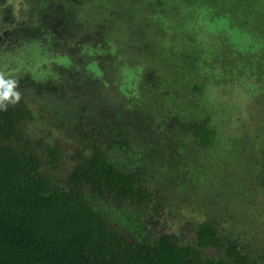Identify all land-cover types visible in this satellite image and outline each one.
Instances as JSON below:
<instances>
[{
    "label": "trees",
    "instance_id": "16d2710c",
    "mask_svg": "<svg viewBox=\"0 0 264 264\" xmlns=\"http://www.w3.org/2000/svg\"><path fill=\"white\" fill-rule=\"evenodd\" d=\"M159 1L162 5L171 4V0ZM173 1L172 4L180 5H178L180 10L186 9L185 4ZM220 2L226 3L225 0H216L215 5L203 7L199 12L186 11L190 14L177 16L171 21L176 25L180 23L181 30L183 23L187 22V16L192 14L197 20L202 19L204 24L202 30H199L201 37L196 35L188 37L199 44L203 39L206 43L205 49L199 45L178 48L182 63H177L176 55L175 61L169 60L171 63H158L157 60V63L149 64L146 68L144 66L142 70L150 72L146 74L147 80L141 90L152 88L154 94L155 91L162 92L157 96V105L163 110L159 125L165 131H159L157 137L151 136L152 144H155L148 149L157 156L155 148L158 145L155 142L157 141L165 149L170 150V155L166 158L175 161L173 164L175 167L180 164L182 167L180 171L183 174L198 173L200 170L194 169V149L201 150L203 147L216 152L220 136L226 150L231 142H235L232 144L233 149L228 151L229 154L236 153L231 156L232 158L259 160L258 166L253 170L246 169L251 178L256 179L257 184L245 189L242 188L249 186L248 182L240 183L241 187H226L218 194L219 196L212 199L208 194L212 196L215 194H211L212 191L209 190L213 182L208 183L203 186L202 195H199L204 208L188 210L189 218L178 216L179 224L192 226L190 233L187 230V233L165 231L162 227L170 225L166 216L172 214V211L155 190L149 191L146 183H143L145 181L143 167L139 166L133 173L126 172L119 168V161H114L115 159H111L109 155L112 151L120 157L129 153L131 148L128 145L129 141L127 139L120 141V133L115 131L118 121L117 110L111 106L113 103L95 105L94 108L93 104L83 102L89 109L96 111L97 115L93 119L78 108H74L71 113L79 114L81 117L78 128L98 126V122L101 123L100 138H93L88 133L81 135L84 139L82 143L71 145L73 149L66 150L60 141L53 139L57 138L54 132L63 130L62 126L47 127L43 114L41 134L33 127L35 122L33 110L25 99L18 103L4 102L3 107H0V264H264V250L257 252L254 249L262 246L264 249V242L262 243L264 232L261 233L264 231V207L263 211L260 208L261 214H256L248 223L237 225L235 228L230 227L228 221L232 219V215L225 209H220L223 203L229 202V209L239 205V199L234 196L237 192L245 196L243 205L246 215L251 216L258 207H261L254 196L263 198L264 201V152L261 157L259 150L254 154L252 140L237 136L231 138V133L225 131L218 136L216 128L211 124L212 121L227 128L228 123L224 120L216 121V114L212 121L209 115L202 120L207 102V86L203 82L207 77L201 75L202 68L214 70L218 67L223 70L221 76L225 80L218 82L219 87L225 85L226 81L230 82L228 79L232 76L234 86L229 91L231 94L236 89V83L244 78L243 74L248 77L254 76L256 78L254 83L260 87L264 80V68L258 66L259 63H252L260 60L252 61L249 57L252 52L244 50V47L251 48L252 44L248 43L251 39L245 38L238 48L231 43V36L229 37L227 33L222 32L219 36L218 33L211 35L207 31L205 23L207 19L215 21L221 15H225L226 10ZM247 4L256 15H259L258 12H264V0H249ZM255 18L231 20L227 30L233 35L235 32L240 35L249 32L260 38L256 39L264 41V36L258 35L260 30L264 29V21L260 23V20L257 21ZM152 25L151 23L150 26ZM182 30L186 31V27ZM210 39L220 41V47L213 52L208 47ZM204 56L205 63H202ZM209 59L215 60L217 65L207 63ZM228 61L233 63H227ZM239 61L241 63H238ZM176 65L181 67V73L172 76L174 73L170 69L177 68ZM229 68L231 71L234 70L231 75ZM65 72L69 71L67 69L57 71L53 78H58L53 84L48 82L53 78L47 82L42 81L46 83L28 85V82L24 84L26 79L18 77L15 80L14 91L21 88L25 93L27 86L29 88L33 86L38 90L35 92L39 98L42 97L44 90L48 94L47 97L54 94L65 99L66 91L63 87L67 84L64 85L61 81L66 75ZM192 72H196L197 75ZM188 74H193L190 76L195 80L185 89V85L178 83L186 80ZM238 76L242 77L237 81L235 79ZM86 85L89 90H85ZM94 86H101L99 79L90 82L79 81L76 85L79 89H74L69 97L81 100L83 91L93 96L91 92ZM262 89L264 91V83ZM178 95L187 99V106L172 103L174 97L175 101L178 100ZM221 96L218 95L212 100L215 103L211 102V107L216 113L218 109H222L215 105L222 99ZM252 98L256 100L255 97ZM261 100L259 98V101ZM200 106L203 113L198 111ZM182 109L185 111L183 114L179 112ZM193 112L197 115L194 116ZM58 114H54L55 118ZM173 115L181 121L180 132L177 133L187 142L189 146L187 151L181 149L176 142H172L174 136L167 133L169 125L167 119ZM97 116L100 118L99 121L96 120ZM141 126L150 128L152 124L142 122ZM240 135L249 134L240 131ZM109 139H112V144L108 146ZM239 151L243 153L240 154ZM191 154L193 159H190ZM65 157L70 162L69 165L65 162ZM221 158L223 160L224 156ZM162 159L164 157L159 155L156 161L161 162ZM233 171L234 166L231 165L226 169L225 175L227 172H230L229 175L237 173ZM205 172L207 173V170ZM219 174H224V170ZM239 175L241 178L247 176L244 172L234 176ZM227 177V175L222 177L225 179L223 185L226 181L227 184L230 182ZM209 178L219 180V177L215 178L211 174ZM232 196L233 199L227 201ZM171 208L173 211L176 210L174 205ZM186 234L193 237L187 239ZM250 237L256 238L257 241L249 239L246 242ZM210 251H214L215 254L211 255Z\"/></svg>",
    "mask_w": 264,
    "mask_h": 264
},
{
    "label": "rangeland",
    "instance_id": "374dc122",
    "mask_svg": "<svg viewBox=\"0 0 264 264\" xmlns=\"http://www.w3.org/2000/svg\"><path fill=\"white\" fill-rule=\"evenodd\" d=\"M21 1L23 2L16 6L14 12V25L1 22L4 25L0 26V76L14 81L18 77H23L22 79H26L24 84L28 82L29 85L30 83L47 82V80L54 77L57 71L62 72L64 69L69 71L65 72V77L61 79L64 85L67 84L63 87L64 91H66L65 99L54 94L47 97L48 94L44 90H42V97L39 98L35 92L37 89L33 86H30V88L27 86L25 93H23L24 91L21 88L16 91L19 93V99L15 103L25 99V102L31 106L30 108L33 110L32 113L35 118L33 127L37 132L42 134V116L44 114V121L47 127L54 125L56 128H60V126L63 128L60 131L55 130L56 132L54 133L57 138L54 137L53 139L60 141L64 149L72 150L71 145H78L84 140L81 135L88 133L93 138H100L101 123L98 122L99 127L84 126V129L78 128L81 117L79 114L71 113V111L74 108H78L83 114L86 113L88 117L93 119L97 115L96 111L89 109L83 102L90 105L93 104L94 108H96L95 105L113 103L111 106L117 110L118 121L115 131L120 133V141H125V139L129 141L128 145L131 148L129 153H125L120 157L116 152L113 154L111 151L108 154L111 159H115L114 161L118 160L120 163L119 168L126 172L133 173L139 166L143 167L145 177L143 183H146L149 191L155 190L156 194L172 211V214L166 216L170 225L162 227L165 231L169 230V232L184 231L187 233V230L190 233L192 226H186L185 223L179 224L177 222L178 216L189 218L188 210H201L204 208L199 195H202L201 190L208 183L213 182L210 184L209 190L212 191L211 194H215L213 196L208 194V197L212 199L219 196L218 194L226 187H237L240 186V183L248 182L249 186L242 188L245 189L254 187L257 184L256 179L251 178L250 173L246 169L253 170V168L258 166L259 160L256 158L252 161L251 158L248 160L232 158L231 156L236 155V153L229 154L228 151L233 149L232 144L235 142H231L226 150L219 136L225 131L231 133V138L237 136L241 139L252 140V144L255 147V152L253 153L257 154L259 150L261 153L260 157L262 156V152H264V91L262 89L264 80L261 82L260 87L254 83L256 81L254 76L248 77L243 74L244 78H241L242 76L236 77L235 80L237 81L239 78L241 79L236 83V89L231 94L229 91L234 86V78L232 76L228 79L230 82L226 81L225 85L219 87L218 82L225 80L221 76L223 70L218 67L214 68V70L202 68L201 75L207 77L206 82L203 81L207 86V102L202 120L209 115L212 121L216 114V121H226L228 128L227 126L221 127L212 121L211 124L218 132L219 137L216 147L217 145L219 147L216 152H212L210 149H203V147L200 148L201 150L194 149V169L198 168L200 170L198 173L187 172L183 174L180 171L182 168L180 164L175 167L173 166L175 161L172 162V160L166 158L170 155V150L168 148L165 149L157 141H155L158 144L155 147L158 153L157 156L148 149L155 144H152L151 136H156L159 131H164V128L159 125L161 122L159 118H161V111L163 110L157 105V96L162 92L155 91L156 93L154 94L152 88H146L147 91L141 90L147 80L146 74L150 72L146 69L144 72L142 70L144 66L146 68L149 67V64L157 63V60L158 63H171L169 60L175 61L176 55L177 63H182L181 52L178 48H189L192 45H199L205 49L206 43L203 39L200 41L201 44H199L188 37H193L194 35L201 37L199 36V33H201L199 30H202L204 24L202 19L197 20L194 17L195 15L192 14L187 16V22L183 23L181 30L180 23L176 25L175 22L171 21L175 20L177 16L190 14L186 11L199 12L203 7L215 5L216 0H176L185 4L184 7L186 9L184 11L179 9V4H172L173 0H171V4L167 5L160 4L159 0H42V13L40 14L35 13L38 6L41 5L40 1ZM225 1L226 3L224 4L220 2L226 10L224 12L225 15H221L215 21L207 19V22H205L206 28L208 27L207 31L211 35L218 33L219 36L222 32L227 33L229 37L231 36V43L238 48L245 38L251 39V41L248 40V43L252 44L251 48L244 47V50L252 52L249 56L252 61L260 60L252 63H259L258 66L264 68V41H260L258 36L254 37L249 32H246L245 35L235 32L233 35L230 30H227L231 20H251V18L257 17L255 19L257 21L260 20L261 23L264 21V12H258L259 15H256L253 9L248 7L247 2L249 0L247 2L246 0ZM10 3L11 0L6 3V7H9ZM21 9L25 10V16L22 19H20L21 12L19 13ZM67 13L73 17L71 19L72 25H70L72 27L71 32L67 31L62 25L63 20L61 17ZM205 16H207V12ZM20 22H23L26 28L42 27V35L34 34L40 40L39 44L42 45V49L41 47L35 48L33 45L31 49L29 47L27 52L20 45L15 48V42L20 36V31L16 24ZM57 23H59L58 26ZM151 23L153 24L152 26H150ZM183 27H186V31L182 30ZM260 31L258 35L263 37L264 29ZM7 33L9 34L6 35ZM58 36L61 38H58ZM47 37L49 44L45 43ZM62 42L63 45L60 44ZM208 47L213 52L220 47V41L210 39ZM28 52H31L30 56ZM205 58L206 56H204L202 63H205ZM207 63H215L214 65H217L213 59H209ZM227 63L233 62L228 61ZM238 63H241V61ZM175 67L177 68L170 69L174 73L172 76L180 75L181 73V67H178V65ZM228 71L230 72L229 75L234 72V70L231 71V68ZM192 73L195 74L196 72ZM190 75L193 76V74H188L187 79H183V82L178 84L185 85V89H187L191 86L192 81L195 80ZM57 78L48 81L50 82L49 84L55 83ZM93 79H99L101 85L100 87L94 86L95 88L91 92L94 94L93 96L83 91L81 100L72 96L69 97L74 89H79L76 88L77 82L83 80L84 82H90ZM198 80L200 79L198 78ZM170 81L174 85L173 80L171 79ZM85 90H89L87 85ZM218 95H222V99L215 105L222 109H218L216 113L211 107V102H214L212 100ZM177 97V101H175V97L173 98V104H182L184 107L188 105L187 99L179 95ZM252 97H255L257 102ZM259 98L263 100L259 101ZM114 108H111V110L115 111ZM198 111L203 113V108L200 106ZM179 112L183 114L185 111L182 109ZM54 114H58V116L55 118ZM193 115L196 116L197 113L193 112ZM77 119L78 121H76ZM96 120H100L99 116H97ZM167 120L169 125L168 131H166L174 136L172 142H176L181 149L187 151L189 149L187 142L184 137L179 136L180 134L177 133L180 132L179 124L181 121H178L174 115ZM65 121L67 122L64 124ZM142 122L144 124L150 123L152 127L141 126ZM175 127L178 128L175 129ZM240 131L249 135L242 136ZM183 133L186 134L185 132ZM107 143H109L108 146L111 145L112 139H109ZM208 150L211 152H207ZM117 153L119 152L117 151ZM239 153L242 154L243 151H239ZM159 155L164 157L161 162L159 160L156 161ZM221 156H224L223 160ZM190 159H193V154L190 155ZM228 159L230 160L226 162L225 160ZM65 162H69L66 157ZM231 165L234 166L233 172L238 174L244 172L248 177L244 176L241 178L240 175L234 176L237 173L229 175L230 172H227L228 174L226 175L230 182L227 184L226 181L223 185L225 179L222 177L226 176L225 171ZM205 170H207V173ZM221 170H224V174H219ZM209 172L215 178L219 177V180H211ZM237 193H234V196L239 199V205L237 204L232 209H229L230 203L228 202L227 204L223 203V206L220 207V209H225L226 212L232 215V219L227 220L230 222V227L234 228L237 225L248 223V220L252 219L256 214H261L260 208L263 211L264 207L263 198L254 196L256 202L261 204V207H258L251 216L246 215L244 212L245 205H243L245 196L243 194L240 195V192ZM234 196L229 197L227 201L233 199ZM172 205L176 207V210L173 211ZM234 228L230 229L238 231ZM186 235L187 239L193 237L191 234ZM249 239L250 241L256 240V238L252 239L250 237L246 239V242ZM262 247L252 248L258 252L259 250H264ZM209 253L211 255L215 254L214 251Z\"/></svg>",
    "mask_w": 264,
    "mask_h": 264
},
{
    "label": "flooded vegetation",
    "instance_id": "af4514ba",
    "mask_svg": "<svg viewBox=\"0 0 264 264\" xmlns=\"http://www.w3.org/2000/svg\"><path fill=\"white\" fill-rule=\"evenodd\" d=\"M28 1V0H25ZM40 1V2H39ZM9 0H0V26L4 25L2 23H10L14 25V12L16 10V6L18 4H21V0H11V5L9 7H6V3H8ZM38 2L41 4L38 6V8L36 9L35 13L36 14H40L42 13V0H38ZM26 7V6H25ZM21 12L20 16L22 19L25 16V10L21 9L19 11V13ZM12 14V15H11ZM51 14V13H50ZM49 14V16H50ZM78 14V13H77ZM13 16V17H12ZM45 16V15H44ZM68 16V18L66 19V17ZM46 17V16H45ZM72 15L67 13L66 15H62L61 19L63 20V27H65L67 29V31H72V27L70 25H72L71 23V19H72ZM16 19V18H15ZM10 20V22H8ZM2 22V23H1ZM17 25V28L20 31V36L19 38L16 40L15 42V48L16 46L20 45L21 48H23L25 50V52L29 51V47L31 49L32 45L36 47H41L42 49V45L39 44L40 40H38V38H36L34 36V34H39L42 35V27L40 28H32V27H27L24 25L23 22H20ZM59 25V23H57V26ZM9 33H7L6 35H8ZM58 38H61L60 36H58ZM67 41L70 42L69 39H67ZM46 44L48 43V37L47 40H45ZM54 43V41H53ZM61 45H63V42L60 43ZM31 52H28V55L30 56ZM10 63V61H9Z\"/></svg>",
    "mask_w": 264,
    "mask_h": 264
},
{
    "label": "clouds",
    "instance_id": "9594fccd",
    "mask_svg": "<svg viewBox=\"0 0 264 264\" xmlns=\"http://www.w3.org/2000/svg\"><path fill=\"white\" fill-rule=\"evenodd\" d=\"M15 87L14 80L0 76V107H3L4 102L15 103L19 99V93L14 91Z\"/></svg>",
    "mask_w": 264,
    "mask_h": 264
}]
</instances>
